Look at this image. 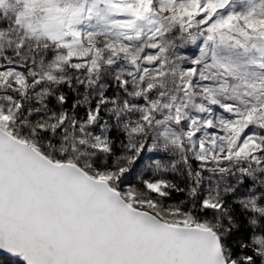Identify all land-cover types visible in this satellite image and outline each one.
Instances as JSON below:
<instances>
[{
  "label": "snow or ice",
  "instance_id": "snow-or-ice-1",
  "mask_svg": "<svg viewBox=\"0 0 264 264\" xmlns=\"http://www.w3.org/2000/svg\"><path fill=\"white\" fill-rule=\"evenodd\" d=\"M0 264H264V0H0Z\"/></svg>",
  "mask_w": 264,
  "mask_h": 264
}]
</instances>
